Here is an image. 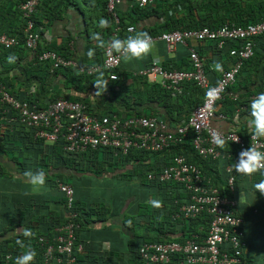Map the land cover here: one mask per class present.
I'll return each mask as SVG.
<instances>
[{"label":"crops","instance_id":"crops-1","mask_svg":"<svg viewBox=\"0 0 264 264\" xmlns=\"http://www.w3.org/2000/svg\"><path fill=\"white\" fill-rule=\"evenodd\" d=\"M104 1L41 0L38 23L43 45L74 58L84 67L102 64L104 46L114 30L112 18L104 11ZM188 5V0H152L146 7H140L135 0H122L118 9L122 27L127 30L135 26L134 32L127 31L129 36L147 32L152 48L148 54L132 61L121 59L120 66L112 71L116 79L110 77L109 70L88 74L74 67H61L49 74L45 71L38 75L39 79L33 74L34 54L25 48L24 56L5 61L13 69L0 75V83H5L17 98L29 97L41 107L64 97L86 103L93 115H155L166 119L171 130H175L189 117V104L196 106L202 102L204 91L200 90L199 98V92L191 89L189 102L176 100L174 94L173 98H165L153 88L158 84L156 81L137 73L155 62L171 69L191 70L189 49L194 47L205 62L211 83L215 84L233 62L229 44L219 49L214 41L190 39L188 45L178 44L174 50H169L166 42L159 38L167 31L162 8L169 7L170 12H176ZM101 19L108 21V27L100 28ZM97 34L99 39L95 38ZM89 49L94 51L91 57L87 55ZM98 79L107 81L106 88L95 87ZM188 83L192 82H186L185 89ZM217 110L226 115L224 119H212L217 129L223 132L251 130L248 115L235 113L231 117L221 103ZM20 130L17 126L0 127V135L8 132L16 135L7 142H10L9 148L0 151V235L3 237L17 236L29 222L42 231L65 222V197L57 185L62 181L75 189V205L81 219L78 239L84 244V251L80 253L82 264H138L137 249L144 242L187 238L189 226L174 220L172 211L187 202L188 193L178 182H156L147 178L149 172H159L176 155L174 148L163 152H132L125 156L103 149L68 154L58 143L54 146L36 142ZM191 145V139L183 143L181 154L195 157ZM222 152L212 167H201L220 190L227 188V182L225 185L223 182L228 179V169L234 163L230 152ZM27 171L43 172L45 189L33 192L24 175ZM258 183L250 177L239 179L237 191L232 194L237 199L238 213L244 218L246 257L250 264H264V195L254 187ZM153 199L160 200L162 206L153 208L150 203ZM5 230L10 231L5 234Z\"/></svg>","mask_w":264,"mask_h":264},{"label":"built area","instance_id":"built-area-1","mask_svg":"<svg viewBox=\"0 0 264 264\" xmlns=\"http://www.w3.org/2000/svg\"><path fill=\"white\" fill-rule=\"evenodd\" d=\"M135 1L140 7L152 2ZM121 2L122 0H106V9L114 22V30L104 46V59L100 65L84 67L74 58L65 57L55 50L38 51L42 34L37 28L35 15L40 0H25L20 4L22 16L26 20L25 46L38 61L50 63L52 71L61 67H74L88 74L109 70L110 77L116 79L117 75L112 71L120 66L122 58L120 54L112 52L109 42L119 39L122 30L118 11ZM135 29V26L127 27L128 32H134ZM263 32L264 19L244 26L225 23L217 28L205 26L198 29H177L159 35L169 50H174L178 44L188 45L190 39L214 41L219 49L224 48L229 40L238 43V46L229 50L233 57L231 66L223 70L215 84L211 83L205 62L194 47L189 49L191 70L171 69L155 62L137 73L151 77L174 95L184 93L186 82H194L204 91L203 102L195 107L188 119L175 130H171L166 119L155 115H93L86 103L64 97L56 98L47 106L41 107L29 97L17 98L3 82L0 83V127L14 128L16 125H24L33 131L36 138L48 143L61 142L63 150L67 153H85L99 148H109L120 156L128 155L134 149L163 152L191 139L200 157L217 160L223 154L220 146L215 143L217 136L224 140V144L233 143L237 146L238 158L239 153L250 146L264 151V139L254 137L251 130L248 132V138H245L235 129L223 132L212 125L213 118L226 117L223 112L217 110L218 103L236 82L245 61L254 56L255 37ZM20 40L17 35L0 33L2 48H13ZM210 89H215L214 95H208ZM238 98L237 94L233 95L234 100ZM240 110L236 111L237 116ZM228 174V189L234 194V167H229ZM147 178L156 182H178L188 193L187 202L179 206L174 214L175 218H195L200 213L207 212L211 223L208 235L201 240L195 235L183 242H145L138 250L143 264H167L178 254L186 264H249L244 259L247 240L244 218L237 209V199L223 194L198 164L191 162L184 154H176L159 172H149ZM57 185L65 197L67 218L65 222L55 225L49 235H42L37 239L39 255L33 264H82L79 254L84 251V244L78 241L81 223L80 211L75 205V189L62 181ZM20 255L22 254L8 253L4 264H15Z\"/></svg>","mask_w":264,"mask_h":264},{"label":"trees","instance_id":"trees-1","mask_svg":"<svg viewBox=\"0 0 264 264\" xmlns=\"http://www.w3.org/2000/svg\"><path fill=\"white\" fill-rule=\"evenodd\" d=\"M24 1L25 0H0V33H7L9 35H17L21 39L20 43L13 48L5 49L0 46V75L5 74L7 71L13 69L10 66L5 64V61H7L9 57L20 58L24 56L25 54L26 46L24 43L25 42L24 41V28H25L26 20L22 16V12L20 10V4ZM178 1H182V0H178ZM188 2H189L188 7L178 10L176 12H170L171 9L169 7L162 8V11H163L162 13L166 15V20H165L166 29L165 30L172 31V30H177V29H180V30L195 29V28L198 29V28H202L205 26L217 28L225 23H235L237 25L244 26L249 23H256L264 19V0H188ZM104 11L108 15V17L111 19V16L108 14L107 9H106V0L104 1ZM35 20L37 23V28L39 29L38 8H37V13L35 15ZM16 28H18V30ZM128 37L129 35L127 33L126 27H122V30L120 31L119 39L126 40ZM226 44L231 45V48L234 46H238V43L232 40H229ZM47 49L55 50L51 46L46 47L45 45H43V42L41 40L39 47H38V51L41 52ZM254 50H255L254 56H252L250 59L245 61L240 74L237 76L236 82L224 94V98L221 101H219V103H221L222 106L228 109L226 113H230L231 117L236 113L238 109H241L239 112V115L249 116L250 103L252 99L256 95L264 92V32L258 35L257 37H255ZM34 62L35 63L32 64V66H34L33 74L36 77H38V75L41 76V74H43V72L45 71L47 74H49V72H52L50 63L40 62L36 59L35 56H34ZM55 72H57V69L55 70ZM153 88L165 98H168V97L173 98L172 92L166 90L160 84L153 85ZM191 89L199 92L197 96L199 98L201 97L200 94H202L201 93L202 89H200L194 82H192L186 85V89L183 94L177 95L176 100H179L181 102L186 100L189 102L192 98ZM234 94H237L239 96L237 100L233 99ZM203 99H204V96H203ZM203 99H202V102H203ZM197 106L198 105L192 106V104L191 105L189 104L188 112L191 114L192 111ZM168 113L171 114V111H169ZM16 126L19 129H21L20 131H24L32 139H35L36 142H45L42 139L36 138L34 136L33 131L28 129L24 125L20 124ZM238 132L242 134L245 138H248L249 136L247 129H244L241 131L239 130ZM14 134L15 133L8 132V133H4L3 135H0V151L6 150L9 148L8 144H10V142L8 144L7 142L13 140V137L15 138L16 135ZM57 143L59 144V148L63 150L61 142H55L50 145L55 146ZM182 147H183V144H179V145L172 146L171 148L167 150H171L174 148L176 150V154H181L183 152ZM99 149L112 152V150L109 148H99ZM99 149H96V150H99ZM220 149L222 151L230 152L232 154L233 160L238 161L237 146L235 144L225 143L223 144L222 147H220ZM132 152L142 154V153L149 152V151L134 149V150H131L128 155H130ZM195 154H196L195 157H192V158L188 155V159L191 162L198 164L200 168L201 167L202 168L212 167L213 162L216 161V160H209V159H204L200 157L198 153L196 152V150H195ZM170 161L167 164H169ZM203 172H206V170L204 169ZM245 177H248V176H243L236 172V178H235L236 190L234 194L237 191L239 179H243ZM250 180L255 183H256V180H258L259 182H264V175L254 174L253 176L250 177ZM226 182H227V178H226V181L223 182V185H225ZM212 183H213V180H212ZM214 185H217V184H215L214 182ZM226 187L227 188L224 190H221V192L223 194L233 196L234 194L232 195V193L229 191L228 185ZM178 208L179 207H175L173 209L172 218L176 221L183 223L184 225L187 224V226H189L190 228L189 234L185 240L192 238L195 235H198V238H197L198 240L204 239L208 235V232H209L210 223H211L210 215L207 212H202L195 218H187V219L183 217L175 218L174 214L178 210ZM79 221L81 223V219H79ZM20 223L21 225L23 224L22 222ZM17 224H19V222ZM38 226L40 225L38 224ZM54 227L55 226L53 225L51 226V228L49 227L45 231H42L41 230L42 228H34L32 226V223L29 222L24 226V229H27L28 231L32 233L31 237L29 238H24L21 232L17 236L8 237V238L0 235V239H1L0 241V264H4V259L8 253H14L15 255L23 254V252L28 250L29 248L36 252L35 258H38L39 248L37 245V239L42 235H49ZM8 231L10 230H5L4 233L6 234L8 233ZM18 239L23 241L24 243L23 248H21L20 245L17 244ZM176 240L174 239L160 240L159 239V240H153L150 242H154V241L165 242V241H176ZM185 240H182L180 242H183ZM139 248L137 249V251L139 250ZM244 257H245L244 259L248 261V263L250 264V261L246 257V252H245ZM79 258H80V254H79ZM137 263L143 264L139 256H138ZM169 264H186V263L184 262L183 257L178 254L172 257V260Z\"/></svg>","mask_w":264,"mask_h":264},{"label":"clouds","instance_id":"clouds-1","mask_svg":"<svg viewBox=\"0 0 264 264\" xmlns=\"http://www.w3.org/2000/svg\"><path fill=\"white\" fill-rule=\"evenodd\" d=\"M100 28L108 27V21L101 19ZM99 39V35L95 37ZM112 52L120 54L121 58L125 62L132 61L136 58L143 57L148 54L152 48L151 36L147 33H141L136 36H129L126 40L113 39L109 42ZM94 51L89 49L87 55L93 56ZM14 57H9V61H13ZM217 69H220V65L216 64ZM97 89L102 87L106 88L107 81L98 79L94 84ZM215 89H210L208 95H214ZM248 127L251 129L252 135L257 139L264 138V92L254 97L250 103L249 119L247 121ZM217 146L222 147L224 140L217 136L215 138ZM233 167L238 174L251 177L254 174L264 175V151L257 150L254 147H249L239 153L238 161H234ZM27 178V182L30 184L33 192H40L46 187V177L43 172L27 171L24 173ZM259 190L261 195H264V182H260L254 186ZM153 208H160L162 206L161 201L153 199L150 201ZM24 238L31 237L32 233L27 229L22 228L20 231ZM17 244L21 248L24 247L22 240H17ZM36 257V252L32 249H28L18 256L15 260V264H33Z\"/></svg>","mask_w":264,"mask_h":264}]
</instances>
